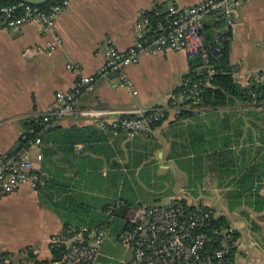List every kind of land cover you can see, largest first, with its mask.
Returning a JSON list of instances; mask_svg holds the SVG:
<instances>
[{
  "label": "crops",
  "instance_id": "obj_1",
  "mask_svg": "<svg viewBox=\"0 0 264 264\" xmlns=\"http://www.w3.org/2000/svg\"><path fill=\"white\" fill-rule=\"evenodd\" d=\"M172 1L188 8L205 0H74L51 30L36 24L17 31L1 29L0 155L16 151L25 121L52 112L58 93L71 92L79 77L96 74L109 42L127 51L144 29V15L167 9ZM236 27L229 41V62L234 79L245 85L264 72V0H244ZM55 37L60 43L54 51L35 54ZM189 72L183 52L142 54L137 65L124 68L135 95L111 74L78 96L76 108L98 111L109 120L122 111L168 108L170 95ZM179 113L170 109L151 135L133 138L100 129L88 116L61 118L57 125L64 129L93 126L100 131L94 137L100 140L93 144L97 152H89L85 144L74 147L77 155L96 160V176L83 181L66 166L65 197L96 212L119 205L167 206L173 196L190 206L210 207L239 235L234 264H264V105L237 102L194 109L192 116L178 117ZM29 150L35 157L38 149ZM87 173L86 169L83 174ZM51 193L46 196L28 185L9 195L0 193V264L58 263L51 260V241L64 229L63 215L74 208ZM15 203H21L30 217L29 225L11 224L6 209ZM122 235L115 238L107 229L96 264H125L132 258Z\"/></svg>",
  "mask_w": 264,
  "mask_h": 264
},
{
  "label": "built area",
  "instance_id": "obj_2",
  "mask_svg": "<svg viewBox=\"0 0 264 264\" xmlns=\"http://www.w3.org/2000/svg\"><path fill=\"white\" fill-rule=\"evenodd\" d=\"M74 0L61 3L42 11L36 5L14 2L0 8V30L17 31L25 25L36 24L51 30L60 14ZM244 0H205L188 8L179 7L172 1L167 9L168 22L165 27H150L148 19L142 20L143 31L125 52L117 50L109 42L105 52V62L93 76L78 78L73 91L58 93L54 110L44 117L45 128L56 126L59 120L74 113L92 118L93 124L100 129H118L128 138L137 135H151L155 125L162 121L170 109L179 112L181 103L200 102L202 87L208 82L190 83L184 78L182 93L170 95L169 107H151L137 111H122L113 119H103L102 113L94 110H78V96L93 90L99 79L111 74L116 75L118 85L135 95L132 82L124 73V68L137 65L142 54L156 55L164 51L186 54L188 59L199 58L208 65L212 58L222 55L224 43L232 40L236 33L238 11ZM209 22L213 26V46H204L203 27ZM60 43L55 37L53 42L37 47L35 54L50 53ZM27 57L29 54H25ZM67 68L79 72L74 66ZM212 72H209L211 76ZM253 78V77H252ZM256 81L264 82V72L255 74ZM31 147L37 148L34 157L29 149L0 155V193L12 194L23 185L33 190L44 187V180L38 173L42 153L41 139L36 138ZM177 196L171 197L169 205L151 204L126 211L128 229L123 232L121 241L132 252V258L125 264H225V256L230 252L231 230L224 229L214 234L221 236L218 248L206 250L211 236L202 232L209 226L213 209L196 206L186 212ZM205 207V208H204ZM107 236V228L68 226L52 238L53 246H64L65 254L57 264H96Z\"/></svg>",
  "mask_w": 264,
  "mask_h": 264
},
{
  "label": "trees",
  "instance_id": "obj_3",
  "mask_svg": "<svg viewBox=\"0 0 264 264\" xmlns=\"http://www.w3.org/2000/svg\"><path fill=\"white\" fill-rule=\"evenodd\" d=\"M16 0H0V8L10 5ZM62 0H49L47 4L38 6L40 10L47 11L50 7L61 3ZM149 20L151 28L156 29L159 26L165 27L168 22L166 9H155L149 13H146L143 19ZM204 46L209 49L213 46V26L211 23H204L203 27ZM229 42L224 43L223 52L221 57L212 58L208 65H204L199 58L189 59L190 72L185 77L190 83L198 81L208 82L206 86L202 87V93L200 95V102L193 103L187 101L181 103L180 113L178 117L192 116V110L194 109H216L221 108L227 104L243 103L249 106H261L264 105V82L256 81L253 77L250 81L242 85L234 79V69L229 62ZM212 72L209 76V72ZM186 87L181 86L174 91V94L182 93ZM161 122L157 123L159 125ZM46 122L43 117L30 118L24 123L25 132L23 136L16 143V151L27 150L34 142L36 138L41 139V153L42 162L38 173L44 180V187L41 188V192L47 194L46 196H53L51 192H55L58 196H62L60 201L66 203L74 208V210L67 211L63 215L64 229L70 225L73 226H88V227H101L105 226L110 230L111 235L118 238L121 233L128 229V225L125 219V214L128 209L133 206L119 205L114 206L111 209L103 208L101 211L96 212L82 204H76L73 200L65 197L68 192L69 182L67 181V169L69 173H75L80 176L84 181L93 180L96 176V160L92 157H83L77 155L74 152L76 145L85 144L88 147L89 152H97L94 143L100 140L94 137L100 133L98 129L93 126L77 128L72 127L64 129L59 125L45 128ZM106 131L121 132V130L107 128ZM101 147L102 144L100 145ZM85 166L86 168L81 169ZM87 169L88 173L83 174ZM250 178L253 177L251 174ZM70 181V180H69ZM240 190L239 192H241ZM250 191V190H249ZM238 192V193H239ZM252 192V191H250ZM242 193H245L244 191ZM184 207L186 212H191L195 209L194 206L185 204L183 201H179ZM76 205V206H74ZM205 208V207H204ZM73 214H72V213ZM90 213L89 216L85 213ZM87 216V217H86ZM86 218V219H85ZM229 229L228 224L223 216H212L209 222V226L204 228L202 232L211 236V241L207 244L206 250H212L218 248L221 236L214 234L213 231L218 232ZM231 241L229 242L230 252L225 256V264H234L236 253V241L238 240V233L231 231ZM65 254L64 246H52V262H59L63 259ZM8 254H6L7 256ZM4 257V255H2ZM49 262H37V264H48Z\"/></svg>",
  "mask_w": 264,
  "mask_h": 264
},
{
  "label": "rangeland",
  "instance_id": "obj_4",
  "mask_svg": "<svg viewBox=\"0 0 264 264\" xmlns=\"http://www.w3.org/2000/svg\"><path fill=\"white\" fill-rule=\"evenodd\" d=\"M162 202L164 204L169 203L167 198H164ZM6 212L13 226L22 224L29 225L31 222L30 217L23 211L21 203L12 204L9 208L6 209ZM33 225L36 224L34 223Z\"/></svg>",
  "mask_w": 264,
  "mask_h": 264
},
{
  "label": "water",
  "instance_id": "obj_5",
  "mask_svg": "<svg viewBox=\"0 0 264 264\" xmlns=\"http://www.w3.org/2000/svg\"><path fill=\"white\" fill-rule=\"evenodd\" d=\"M18 2H24L26 4L30 5H36V6H41L47 4L49 0H16Z\"/></svg>",
  "mask_w": 264,
  "mask_h": 264
}]
</instances>
